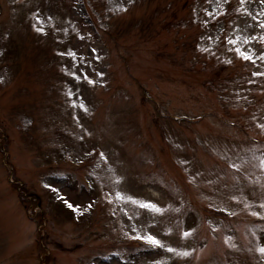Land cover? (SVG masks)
Wrapping results in <instances>:
<instances>
[{"label":"rangeland","instance_id":"obj_1","mask_svg":"<svg viewBox=\"0 0 264 264\" xmlns=\"http://www.w3.org/2000/svg\"><path fill=\"white\" fill-rule=\"evenodd\" d=\"M261 23V0H0V264H264Z\"/></svg>","mask_w":264,"mask_h":264},{"label":"snow or ice","instance_id":"obj_2","mask_svg":"<svg viewBox=\"0 0 264 264\" xmlns=\"http://www.w3.org/2000/svg\"><path fill=\"white\" fill-rule=\"evenodd\" d=\"M241 2L243 3L244 0H241ZM261 3H264V0H261ZM259 26H260L261 28H264V23H261ZM38 30H40V29H38ZM262 39H264V38H262ZM228 42L231 43V44H235L237 41H236V40H229ZM244 42L247 43V42H248L247 39H245ZM235 51L237 52V54H238L239 56H241V57H242L243 59H245V60H251V59H252V57H251L249 54H247V53L244 52V51H241V49H239V48H236ZM261 59H264V56H262ZM68 206H69V207H73V206L70 205V204H69ZM141 207H154V206L147 205V204H142ZM185 235L187 236L188 233H185ZM148 239H149L153 244H158V243H159V241L155 240L154 237H148ZM170 250H171V249H170ZM259 251H260L261 253H264V248H260ZM185 255H187V253H185Z\"/></svg>","mask_w":264,"mask_h":264}]
</instances>
